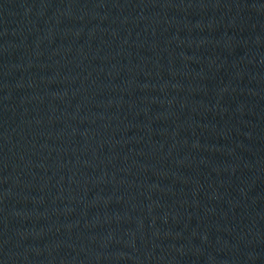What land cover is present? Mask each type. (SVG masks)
<instances>
[{"label": "water", "instance_id": "obj_1", "mask_svg": "<svg viewBox=\"0 0 264 264\" xmlns=\"http://www.w3.org/2000/svg\"><path fill=\"white\" fill-rule=\"evenodd\" d=\"M0 264H264V0H0Z\"/></svg>", "mask_w": 264, "mask_h": 264}]
</instances>
